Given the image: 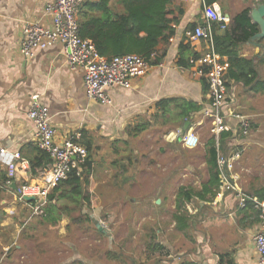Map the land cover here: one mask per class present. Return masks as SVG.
I'll use <instances>...</instances> for the list:
<instances>
[{
	"label": "crops",
	"instance_id": "crops-1",
	"mask_svg": "<svg viewBox=\"0 0 264 264\" xmlns=\"http://www.w3.org/2000/svg\"><path fill=\"white\" fill-rule=\"evenodd\" d=\"M117 1H112L111 5L117 6ZM224 1L218 0L214 4L220 8L222 14L228 17V24L242 10L251 8L252 11L259 5H264L254 0H231L230 10L224 11ZM52 2L54 0H0V149L18 152L21 156L22 161L17 162L18 174L13 184L15 188L22 184L36 182L38 175L43 171L39 172L36 177H30L28 161L22 155V152L27 153L28 147L35 145L33 127L27 119L31 97L34 95L39 96V101L48 110L51 124L56 129L55 141L57 143L73 139L83 147L84 144L89 146V155L93 162L92 189L97 182L95 177L98 173V166L101 164L98 162L102 161L100 153L118 155L119 161L122 160L119 165L122 170L119 174L125 176L126 164L132 165L137 158L134 154L139 153L135 150L134 142L142 135L151 134L152 130L157 127L162 128L160 140L163 137L167 143H172L166 140V135L177 129L195 133L210 125V120L204 115L209 108L208 90L204 92L200 78L195 75L189 61L192 57L198 58L203 55L208 43L190 42L187 36L188 33H193V25L196 28L202 27L205 23L202 0H175L169 6L170 18L176 21L172 25L174 35L167 42H161L156 48V55L162 57L160 64L150 66L149 71L144 76L135 79L130 88L109 89L107 95L111 99L110 106L92 102L86 98L83 87L84 74L79 69L71 70L67 66L61 44L55 43L45 50H38L29 59L22 56L20 49L24 27L33 23L50 27L51 20L44 14V9L48 3ZM222 32L219 31L221 34ZM239 57L252 59L258 79L264 80V38L258 41L249 40L241 44ZM181 58L188 61L189 67L179 66ZM219 59L220 63L227 64V58L219 57ZM227 83L229 84L228 97L223 112L227 126L233 129L237 122L230 117V113H237L238 109H248L247 113L250 117L255 115L252 105L257 98L264 100V93L258 90L257 85L246 87L241 82L228 80ZM172 99H175L177 103L181 101L194 103L200 111L193 114L190 121L180 124L175 120L176 106L171 105L167 108L157 106V103L161 101ZM261 116H264V112ZM263 122L264 119L261 117L259 122L261 131ZM170 123L175 125L174 130L170 129ZM187 123L188 128L185 130ZM138 126L145 128L137 133L136 127ZM165 126L168 128L164 130ZM247 136L239 137L238 142L234 143L236 145L234 147L241 150V156L234 165L232 173L236 178V185L248 198L261 201L264 198L259 199L258 192L264 188V161L262 164L259 161L260 166L256 171L257 168L252 162H248V158H245L248 152L252 155L255 152L250 151L251 148L243 150V146L256 145L253 139H245ZM207 139L201 144L198 138L200 144L196 148L199 150L194 151L197 153L194 157L201 161L197 168H203L205 177L203 176L202 180L197 178L192 182H184L183 179L187 176V162L185 161L173 171L167 166H170V163L161 165L158 161H154L157 151L158 157L162 155L165 157L166 153L169 154L167 151L171 150V144H167V150L161 147L156 151H147V155L144 156L146 159L149 158L146 163L148 170H153L158 174L161 172L167 174L161 181L155 185L152 181L146 188L151 191H164L163 188L176 189L171 197L173 212L170 216L172 227L180 236L184 234L175 229V222L172 219L175 211V196L182 187L199 189L207 182L204 150ZM257 141L260 147L258 152L263 153H257V157L264 158V137ZM232 143L230 147L233 146ZM173 144L176 146L173 145L172 148L181 146L179 141ZM218 156L223 155L218 154ZM116 162L118 161L107 163L108 175L113 167L111 165H116ZM188 166L187 170L192 174L194 167L190 163ZM3 172H5V167L0 163V233L8 226L14 227L15 224L21 227L24 220L17 217V209L22 212L29 208L32 211L33 206L37 204L35 198L30 202H19L15 196V188L13 186L6 188L2 183ZM176 174L180 177H177L178 180H173ZM200 175L202 176L201 173ZM221 190L209 202H198L197 200L193 202L196 207L197 205L200 208L207 207L206 212L203 213L204 217L198 222L202 228L198 236L202 239L197 249L192 248L187 251L189 248L185 250L180 246L173 250L171 246L168 247L170 243L165 245L159 241L163 246V252L169 258V261L164 264H181L185 261L196 264H257L258 255L253 238L259 231V210L252 201L246 202L245 206L241 207L233 193ZM158 200H155V209L160 208L158 206L161 204L160 200L157 203ZM189 205L186 209L192 215ZM197 210L198 208H195V214ZM0 247L2 248L0 249L1 264V260L5 258L3 256L11 254V251L8 247L6 249L5 245H0ZM18 251H20L19 246L16 252Z\"/></svg>",
	"mask_w": 264,
	"mask_h": 264
},
{
	"label": "trees",
	"instance_id": "trees-1",
	"mask_svg": "<svg viewBox=\"0 0 264 264\" xmlns=\"http://www.w3.org/2000/svg\"><path fill=\"white\" fill-rule=\"evenodd\" d=\"M112 1L115 0L81 1L76 17L79 37L89 41L100 57L112 59L132 54L143 58L150 66L160 64L162 57L157 56L155 51L161 42H167L174 35L172 25L176 21L174 18H170L169 6L175 0H118L115 7L111 5ZM216 2L218 0H204L208 6ZM261 3L264 4V2L258 4ZM250 11L251 8H246L236 14L222 34L219 33V25L211 23L212 46L216 55L227 58L226 76H224L226 87L229 88L227 80L241 82L246 87L257 85L258 90L264 93V80L258 79L254 61L239 57L240 45L249 41L258 32L257 25L251 21ZM192 28L195 29V26L193 25ZM196 58L192 57L191 59ZM178 64L180 67H189L188 61H185L184 58H181ZM200 82L206 93L208 86L205 79L200 78ZM171 105L176 106L175 120L180 124L190 121V117L200 111L196 104L187 101L177 103L175 99H172L157 103V106L161 108ZM144 128V126L136 127L137 133ZM232 139V132L229 130L220 133L217 139L213 136L207 139L204 148L207 182L199 189L182 187L177 191L175 211L172 217L177 231L187 235L193 230L194 219L197 218V222H200L201 213L207 208L205 206L200 208L197 205L196 215H191L186 209L187 205L195 200L209 202L221 190L217 156L235 151V147H230ZM84 148L87 152L85 162L71 170L67 178L60 181L47 195L46 204L41 208L39 218L21 224V234L26 239H37L35 232L38 231V228H54L60 225L63 219L69 221L68 229L72 227L81 229L83 224L87 226L92 224L87 212L91 211L93 204V162L89 155V146L84 144ZM22 155L28 161L30 177H36L39 172L52 163L49 155L37 145H31L27 148V153L22 152ZM3 173L1 179L2 183H5L6 172ZM258 198H264V188L258 192ZM93 230L98 236H103L98 229L93 227ZM156 236L153 229L147 232V243L143 253L145 255L141 257V261H138L139 264L156 258L153 254H158L157 258H159L153 264H160L161 256L159 254H162L163 246L158 242ZM15 249L17 250V248ZM181 264L196 263L185 261Z\"/></svg>",
	"mask_w": 264,
	"mask_h": 264
},
{
	"label": "rangeland",
	"instance_id": "rangeland-1",
	"mask_svg": "<svg viewBox=\"0 0 264 264\" xmlns=\"http://www.w3.org/2000/svg\"><path fill=\"white\" fill-rule=\"evenodd\" d=\"M224 2V11L230 10L231 0H225ZM252 107L255 115L251 117L247 113L248 109H238L236 112L249 121L250 132H248L245 139H253L256 145H253V147H251V144L249 147L244 145L243 150L251 148L249 150L255 152L254 155L248 152L245 158H248V162H252L257 171L260 162L262 164V161H264V158L257 157V153L263 154L258 152L260 147L257 145L259 144L257 140L264 137V122L261 124V128L263 125L262 131L259 128L261 117L264 119V116H261L264 112V100L257 98ZM210 127L208 125L200 132H195L201 144L212 135ZM166 128L168 126H165L164 130ZM161 129L157 127L152 130L151 134H145L141 137L139 135L140 139L135 140V150L139 151V153L134 154L137 161L133 158L135 161L132 165L126 164L127 172L125 176L119 174L122 170L119 167L122 160L119 161L118 155L100 153L102 161L98 162L101 164L98 166V173L95 177L97 182L92 189V209L87 212L92 220L91 225L83 224L81 229L78 227L68 229L69 221L62 220L60 225L54 228H38V231L35 232L37 239H26L21 234L22 228L16 224L14 227L8 226L5 231L0 233V245H5L6 249L8 247L11 254L3 256L5 258L1 260V264H139L138 261H141V257L145 255L143 253L147 243L146 234L151 229L155 231L158 242L165 243V245L170 243L171 245L168 247L171 246L173 250L180 246L185 250L189 248L187 251L192 248L197 249L201 245L202 239L201 236H198V232H201L202 228L198 225L197 218L194 219L193 230L188 232L187 235L184 234L187 238L177 234L172 227L170 216L173 212L171 197L176 189L163 188L164 191H151L146 188L149 183L154 181L155 185L167 174L166 172L162 174L161 171L158 174L153 170H148L146 163L149 158L146 159L144 156L147 155V151H156L161 147L167 150V144H171V150L167 151L169 154L166 153L165 157L163 155L158 157L157 151L156 157L154 155V161H158L161 165L170 163V166H167L171 171L176 169L179 164L181 165L183 161L187 162V176L183 179L186 183L192 182V180L195 181L197 178L202 180L204 176L203 168H197L201 161H199V158L194 157L197 155L194 151L198 148L192 151L183 149L180 145L172 148L173 145L176 146V144H173L174 142L167 143L163 137L160 140ZM170 129L174 130L175 125L171 124ZM232 153L229 152L223 156L228 157ZM113 161L118 162H116V165H111L113 167H111V172L108 175L107 163ZM189 163L194 167L192 174L187 170ZM243 163L246 162L243 161ZM107 177L108 180H106ZM177 177L180 176L176 174L173 180H178ZM156 199L160 200V204L162 203L158 209H155L154 206ZM191 204L189 210L194 215L196 205ZM30 211L29 208L24 209L22 212L17 209V217L19 216L18 218L24 220L25 223L33 219L37 220L40 214L34 210ZM204 212L206 211L201 213V218L204 217ZM93 227L102 232L103 236H98ZM17 246L20 247L18 252H16V249L14 250ZM0 249L2 248L0 247ZM157 255L153 254L156 258L143 261L142 264H153L155 260L159 259ZM159 256H161L160 264L169 261L165 252L159 254Z\"/></svg>",
	"mask_w": 264,
	"mask_h": 264
},
{
	"label": "built area",
	"instance_id": "built-area-1",
	"mask_svg": "<svg viewBox=\"0 0 264 264\" xmlns=\"http://www.w3.org/2000/svg\"><path fill=\"white\" fill-rule=\"evenodd\" d=\"M82 0H54L45 6L44 14L50 18V27L38 23L27 24L22 33L20 52L26 59L31 58L38 50H45L55 43L62 45L65 63L71 70L79 69L83 72V87L86 98L110 106L111 99L107 92L112 88H130L132 82L144 76L150 65L137 55H125L106 59L100 57L93 45L79 37L78 23L76 20L79 5ZM256 3L262 0H254ZM204 3V0H202ZM205 23L196 27L193 33H188L190 42L203 41L208 46L203 55L190 60L195 75L204 78L208 86L209 108L205 117L210 120V132L218 138L219 134L229 130L232 132V147L238 142L239 137L247 136L250 130L249 121L238 113L231 112L230 117L236 120V127L230 129L226 124L223 109L227 101V87L224 76L227 64L220 63L219 57L214 53L211 45V23L219 25V31H224L229 23L227 16L221 13L220 8L204 3ZM27 119L33 127L35 145L45 151L52 160L51 165L45 168L32 184H22L15 188V196L19 202H25L24 197H34L37 204L33 210L41 214V208L46 204L47 195L67 178L69 172L85 162L86 149L74 142L73 139L63 143L55 141L56 129L51 124L48 110L39 101V96L31 97ZM169 142L179 141L186 149H194L199 140L195 133L177 129L166 135ZM236 147V145H235ZM241 150L238 148L228 157L218 156L217 167L219 179L224 192L233 193L244 207L246 202L252 201L259 210V231L253 238L254 247L258 255L257 264H264V199L255 201L246 196L236 185V178L232 173L234 165L239 161ZM22 161L18 152H9L0 149V163L5 167L6 188L12 187L17 177V162Z\"/></svg>",
	"mask_w": 264,
	"mask_h": 264
},
{
	"label": "water",
	"instance_id": "water-1",
	"mask_svg": "<svg viewBox=\"0 0 264 264\" xmlns=\"http://www.w3.org/2000/svg\"><path fill=\"white\" fill-rule=\"evenodd\" d=\"M250 18H251V21L259 27V32L255 35H253L250 40L251 41H258V40L264 38V5H259L257 8H254L250 12ZM187 128H188V123H187V126L184 127V129L186 130ZM13 187H14V185H13ZM33 199H34V197H24V200L27 202H30ZM158 202H159V200L157 201V203Z\"/></svg>",
	"mask_w": 264,
	"mask_h": 264
}]
</instances>
